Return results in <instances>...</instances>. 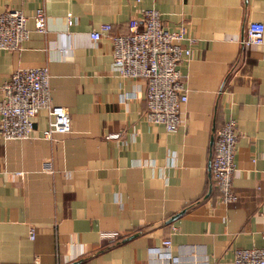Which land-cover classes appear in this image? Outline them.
I'll list each match as a JSON object with an SVG mask.
<instances>
[{"label":"crops","instance_id":"obj_1","mask_svg":"<svg viewBox=\"0 0 264 264\" xmlns=\"http://www.w3.org/2000/svg\"><path fill=\"white\" fill-rule=\"evenodd\" d=\"M8 8L29 35L20 50H0V88L16 69L46 66L70 131L39 138L48 115L38 110L30 138H0V264H155L145 248L164 238L184 264H231L235 248H264V0H0ZM145 8L194 40L178 65L187 94L170 133L144 121V82L111 71L109 38L89 37L102 24L125 33ZM248 21L263 37L243 47ZM228 117L235 199L223 205L207 167Z\"/></svg>","mask_w":264,"mask_h":264},{"label":"built area","instance_id":"obj_2","mask_svg":"<svg viewBox=\"0 0 264 264\" xmlns=\"http://www.w3.org/2000/svg\"><path fill=\"white\" fill-rule=\"evenodd\" d=\"M138 1V0H136ZM66 25L71 24L66 14ZM33 28L45 32V14L36 8ZM26 17L19 9L8 8L0 12V50L18 51L28 39ZM111 43L110 69L121 78H139L144 82L143 119L149 124H160L167 133L179 126V109L186 101L187 88L178 65L190 56L193 39L186 36L185 28L179 24L173 30L165 29L160 15L153 8L139 10L129 19L127 31L109 34V25L102 24L89 32L92 41L100 37ZM263 25L248 21L244 26L240 44L243 47L262 42ZM184 43V45H181ZM49 74L46 66L14 70L1 86L0 138L3 141L26 140L32 132L33 116L38 110L48 115L46 128L39 138L51 140L54 135L70 131L68 112L65 107L54 105L49 95ZM237 138L236 123L226 118L215 130L208 162V176L218 191V203H232L231 173L234 169V150ZM41 168L49 171V162L43 161ZM101 238H113L115 232H101ZM28 237H32L29 231ZM145 253L155 264H184L178 254L171 250L170 240L162 239L158 244L145 248ZM231 264H264V248L249 247L232 250Z\"/></svg>","mask_w":264,"mask_h":264},{"label":"water","instance_id":"obj_3","mask_svg":"<svg viewBox=\"0 0 264 264\" xmlns=\"http://www.w3.org/2000/svg\"><path fill=\"white\" fill-rule=\"evenodd\" d=\"M212 143V140H210V144Z\"/></svg>","mask_w":264,"mask_h":264}]
</instances>
